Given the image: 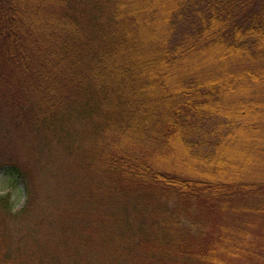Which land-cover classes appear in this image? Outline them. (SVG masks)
<instances>
[{
  "label": "trees",
  "instance_id": "trees-1",
  "mask_svg": "<svg viewBox=\"0 0 264 264\" xmlns=\"http://www.w3.org/2000/svg\"><path fill=\"white\" fill-rule=\"evenodd\" d=\"M0 63V107L36 110L34 131L80 150L94 180L84 209L105 206L100 229L77 234L75 264L92 250L105 264H243L262 251L264 0H0ZM26 194L17 213L0 196L1 213L17 220ZM41 224L14 250L0 225V264H43Z\"/></svg>",
  "mask_w": 264,
  "mask_h": 264
},
{
  "label": "rangeland",
  "instance_id": "rangeland-1",
  "mask_svg": "<svg viewBox=\"0 0 264 264\" xmlns=\"http://www.w3.org/2000/svg\"><path fill=\"white\" fill-rule=\"evenodd\" d=\"M0 70L6 71L7 68L0 63ZM0 89H8L5 79L0 82ZM35 117L36 110L28 107L23 112H16L14 118L8 109L0 107V196L9 195L12 211L17 213L25 203L26 188L29 190V202L27 209L20 212L22 216L15 220L10 217L12 214L4 213L7 217L0 209V225L11 228V232L7 230L8 235H11L9 250H14L15 246L24 244L18 237L33 223L39 224L43 219L44 224L39 226L41 229L37 232L43 245L42 255L46 256L43 264H53L55 257L57 264H75L74 252L77 250L78 257L83 252V248L76 247L75 243L79 239L77 234H88L93 224V228L99 230L106 221L105 206L100 202L101 210L84 209L88 201L82 196L81 189L88 188L94 180L92 172L85 166L81 167L76 158L81 151L77 149L72 155L65 150L64 140L59 134L47 132L40 135L34 131L31 124L35 122ZM74 124H77L76 120ZM80 131H75V134ZM14 164L23 173L25 181L18 177V173L9 171ZM97 175H100L99 171ZM0 204H3L1 200ZM70 208L74 215L72 232L76 233L65 234L60 226L65 212ZM53 226L57 229L51 233ZM63 237H67V240H61ZM31 243L32 240H28V244ZM90 255L93 258L91 264H105L98 251L92 250ZM110 262L117 263L112 259ZM243 264H264V246L262 251L252 259L244 260Z\"/></svg>",
  "mask_w": 264,
  "mask_h": 264
}]
</instances>
